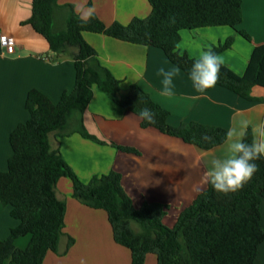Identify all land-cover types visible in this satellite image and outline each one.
I'll return each mask as SVG.
<instances>
[{"label": "trees", "instance_id": "obj_1", "mask_svg": "<svg viewBox=\"0 0 264 264\" xmlns=\"http://www.w3.org/2000/svg\"><path fill=\"white\" fill-rule=\"evenodd\" d=\"M148 2L151 7L148 16L134 17L127 24L115 21L109 25L96 13L83 23L74 5L66 4L65 24L57 27L58 0H32V14L22 23L30 24L42 34L54 53L72 56L75 83L72 89L63 91L57 102L37 88L30 89L25 101L29 117L10 133L12 154L7 160V170H0V204L10 207L11 215L19 224L10 229L6 238H0V264H43L49 251L58 252L67 209L65 199L57 196V182L62 176L71 178L75 198L107 212L115 241L131 251V264H144L149 253L157 255L158 264H255L259 247L264 242L261 222L264 159L256 161L257 172L240 190L217 193L208 184L180 212L175 224L168 226L163 221L167 205L145 202L140 208L135 207L117 170L94 175L88 182L82 181L56 145L57 137L75 132L106 143L90 133L83 121L94 85L137 115L142 108L150 109L155 114V123L149 124L141 118L143 128L154 127L203 149L225 142L227 130L220 126L195 121L170 124V111L136 83L131 84L127 93L121 94V80L101 62L83 32L105 33L132 43L156 46L187 73L195 57L179 50L181 30L210 26L237 29L243 21V1ZM237 31L251 40L245 30ZM233 42L234 37L230 36L209 48L220 54L231 48ZM217 85L254 99L252 87L264 86V44L254 46L242 74L224 63L213 87ZM244 140L252 142L251 126L246 129ZM113 145L123 151L139 152L130 146ZM25 235H30L29 243L20 248L16 240ZM73 242L69 237L67 249Z\"/></svg>", "mask_w": 264, "mask_h": 264}, {"label": "crops", "instance_id": "obj_2", "mask_svg": "<svg viewBox=\"0 0 264 264\" xmlns=\"http://www.w3.org/2000/svg\"><path fill=\"white\" fill-rule=\"evenodd\" d=\"M243 21L237 29L230 26H210L181 30L179 50L198 57L213 44L233 36L231 48L221 52L224 63L243 73L254 46L264 44V0H242ZM56 25L65 24L66 4H73L82 14L93 9L106 24L119 21L127 24L134 17H146L151 12L148 0H58ZM32 14V0H0V36L15 40V51L7 52L0 43V170H7L12 154L10 133L29 117L25 101L30 89L37 88L54 102L65 90L73 88L75 66L72 56L51 51L49 42L30 24H23ZM245 30L246 39L237 30ZM95 48L101 62L121 80V94L136 83L170 111L168 122H199L228 130L241 131V122L249 126L264 124V86L252 87L254 99L240 96L217 85L203 93L197 92L188 74L169 60L165 52L153 45L132 43L105 33L83 32ZM174 70L172 95L162 92L163 77L159 69ZM83 113L87 130L106 141L72 133L57 137L56 145L73 171L84 182L94 175L117 170L121 183L135 207L145 202L167 205L163 221L173 226L180 212L208 186L205 174L208 161L221 156L225 142L203 149L183 139L165 134L154 127L143 128L141 117L117 104L97 85ZM130 146L139 152H127L115 145ZM57 196L65 199L64 234L58 252L49 251L43 264H131V251L115 241L113 229L104 209L93 208L73 196L71 178L62 176L57 182ZM264 227V202L261 206ZM19 220L10 207L0 204V238H6ZM69 237L74 239L67 249ZM30 235L16 240L25 248ZM264 264V242L259 247L255 264ZM144 264H158L157 255L149 253Z\"/></svg>", "mask_w": 264, "mask_h": 264}, {"label": "clouds", "instance_id": "obj_3", "mask_svg": "<svg viewBox=\"0 0 264 264\" xmlns=\"http://www.w3.org/2000/svg\"><path fill=\"white\" fill-rule=\"evenodd\" d=\"M93 15L94 10L88 9L80 14L79 18L81 22L87 23ZM223 65L222 57L210 48L201 51L198 57L193 58L187 74L196 91L203 93L213 87L219 79ZM158 74L163 77V94L172 95L173 77L176 72L160 68ZM138 115L149 124L155 123V114L148 108H142ZM248 127V121H242L241 131L236 132L231 129L226 131L224 153L208 161L206 183L217 193L228 194L240 190L257 172L256 161L264 159V124L253 127L251 143L244 140Z\"/></svg>", "mask_w": 264, "mask_h": 264}, {"label": "built area", "instance_id": "obj_4", "mask_svg": "<svg viewBox=\"0 0 264 264\" xmlns=\"http://www.w3.org/2000/svg\"><path fill=\"white\" fill-rule=\"evenodd\" d=\"M0 43L3 47H5L7 52H14L15 51V40L13 37L8 36L6 34H2L0 36Z\"/></svg>", "mask_w": 264, "mask_h": 264}, {"label": "rangeland", "instance_id": "obj_5", "mask_svg": "<svg viewBox=\"0 0 264 264\" xmlns=\"http://www.w3.org/2000/svg\"><path fill=\"white\" fill-rule=\"evenodd\" d=\"M102 20V19H101ZM57 27H62V26H64V23L62 24V26H58V25H56ZM258 264H260L259 262H258Z\"/></svg>", "mask_w": 264, "mask_h": 264}]
</instances>
